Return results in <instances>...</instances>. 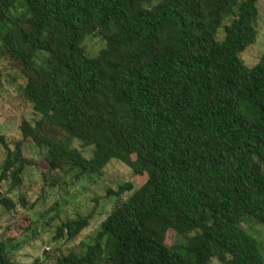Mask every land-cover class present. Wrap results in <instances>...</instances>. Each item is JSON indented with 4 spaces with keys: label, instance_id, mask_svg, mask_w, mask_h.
<instances>
[{
    "label": "trees",
    "instance_id": "obj_1",
    "mask_svg": "<svg viewBox=\"0 0 264 264\" xmlns=\"http://www.w3.org/2000/svg\"><path fill=\"white\" fill-rule=\"evenodd\" d=\"M259 1L0 0L2 57L40 116L6 145L0 207L17 210L10 194L28 144L57 176L97 175L116 160L139 181L57 264H264L263 244L241 226H264V54L253 68L241 58L259 34ZM90 36L106 41L95 57ZM91 218L59 234L75 241ZM7 248L0 235V264H17Z\"/></svg>",
    "mask_w": 264,
    "mask_h": 264
},
{
    "label": "rangeland",
    "instance_id": "obj_2",
    "mask_svg": "<svg viewBox=\"0 0 264 264\" xmlns=\"http://www.w3.org/2000/svg\"><path fill=\"white\" fill-rule=\"evenodd\" d=\"M258 8L257 40L241 54L248 68L256 66L264 54V0L258 2ZM225 36V29L222 28L219 39L224 40ZM2 38L3 31L0 29V136L5 140H0V170L7 156L6 145L13 148L14 143L22 139L24 121L34 123L40 118L21 95L26 79L2 57ZM84 45L88 55L95 57L106 47V41L100 36H90ZM75 145L87 158L92 156V148H81L78 142ZM24 155L31 163L24 171L22 186L10 194L17 203V210L8 214L0 207V235L7 243L8 256L17 264H34L37 260L42 264H57L59 257L77 249L83 241H91L110 213L139 188L133 171L116 160L97 175H79V172L73 171L67 176L62 173L57 176L49 172L45 153L34 145H25ZM51 178L58 180L57 184H51ZM128 183L133 184L135 190L117 196L120 187ZM10 188V182H3L0 191L6 193ZM20 198L25 200L26 207L21 204ZM88 216L92 217L90 226L77 240L67 241L59 234L63 223ZM28 217L32 223L28 233H25L23 228L29 224ZM241 226L254 235L264 248V226L250 217H246ZM180 242L184 245L186 241L178 239ZM213 264L219 263L214 261Z\"/></svg>",
    "mask_w": 264,
    "mask_h": 264
}]
</instances>
